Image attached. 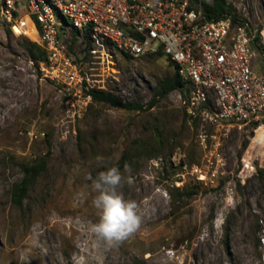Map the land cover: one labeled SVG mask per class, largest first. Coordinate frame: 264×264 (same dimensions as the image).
<instances>
[{
    "label": "rangeland",
    "instance_id": "1",
    "mask_svg": "<svg viewBox=\"0 0 264 264\" xmlns=\"http://www.w3.org/2000/svg\"><path fill=\"white\" fill-rule=\"evenodd\" d=\"M227 2L253 30L264 28V0ZM27 41L0 21V264H264V168L243 172L248 135L200 137L175 92L149 107L173 75L166 57L115 58L107 91L142 110L92 102L73 120ZM41 160L44 171L16 204L23 167ZM112 166L129 180L119 191L143 220L109 248L90 231L98 210L88 177ZM195 169L216 170L214 183H200Z\"/></svg>",
    "mask_w": 264,
    "mask_h": 264
},
{
    "label": "built area",
    "instance_id": "2",
    "mask_svg": "<svg viewBox=\"0 0 264 264\" xmlns=\"http://www.w3.org/2000/svg\"><path fill=\"white\" fill-rule=\"evenodd\" d=\"M0 21L23 37L33 34L30 22L39 25L46 60L36 69L60 88L73 120L93 102L89 91H107L115 58L162 53L182 80L174 95L200 137L248 135L243 172L264 168V28L207 20L192 0H0ZM211 173L195 169L205 185L214 183Z\"/></svg>",
    "mask_w": 264,
    "mask_h": 264
},
{
    "label": "trees",
    "instance_id": "3",
    "mask_svg": "<svg viewBox=\"0 0 264 264\" xmlns=\"http://www.w3.org/2000/svg\"><path fill=\"white\" fill-rule=\"evenodd\" d=\"M193 4L197 6L198 3L201 4L203 13L207 20H219L222 18L230 17L234 24H244L247 23L244 19H241L236 12L234 6L227 2V0H192ZM30 24L33 26L34 31L31 37H25L30 40L23 46L24 50L29 55L31 61L38 67V63L46 60V53L36 40L40 34V27L35 22L32 21ZM162 56V53H151L146 57ZM124 57L130 58L128 55ZM87 58V57H86ZM85 58V59H86ZM132 58V57H131ZM171 66V65H170ZM173 75L167 80L159 84L158 91L153 97L152 101L149 103V107L152 108L156 103L159 102L161 98L167 97L170 93L180 90L183 87V83L178 74L174 71ZM88 94L92 97L94 104H105L113 108H120L128 111H139L143 107L138 103H129L122 101L115 93L111 91L103 90H91ZM122 166H125L127 163L126 155H123L121 158ZM45 169V161L41 160L37 165L24 166V178L16 186L14 192V201L16 204L20 205L22 198L26 195L29 187L33 184L34 180L43 172ZM189 196H192L190 194ZM137 264H144L142 262H137Z\"/></svg>",
    "mask_w": 264,
    "mask_h": 264
},
{
    "label": "clouds",
    "instance_id": "4",
    "mask_svg": "<svg viewBox=\"0 0 264 264\" xmlns=\"http://www.w3.org/2000/svg\"><path fill=\"white\" fill-rule=\"evenodd\" d=\"M98 157V161H102ZM131 166L125 165L124 172L131 175ZM96 193L92 204L98 210V220L90 226L96 240L105 246L114 247L135 234L143 220V213L136 201L125 199L119 189L129 182L119 167H107L95 178L89 176Z\"/></svg>",
    "mask_w": 264,
    "mask_h": 264
}]
</instances>
